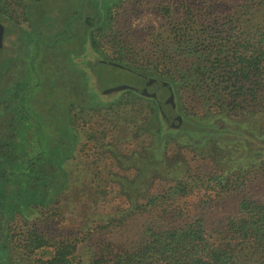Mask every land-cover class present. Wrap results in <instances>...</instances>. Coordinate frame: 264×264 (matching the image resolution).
<instances>
[{
  "label": "trees",
  "instance_id": "trees-1",
  "mask_svg": "<svg viewBox=\"0 0 264 264\" xmlns=\"http://www.w3.org/2000/svg\"><path fill=\"white\" fill-rule=\"evenodd\" d=\"M38 1L0 0V22L6 29L15 26L25 32L29 21L32 24L28 9ZM114 4L104 8L98 21L86 13L92 47L105 59L158 81L169 96L170 113L154 96L151 101L130 92L117 103L92 107L79 102L80 95L67 85L63 98L62 91L55 93V112L36 106L30 110L22 103L30 102V96H23L28 85L2 88L0 124L6 122L7 129L0 131V264H79L83 247L87 264H264V0H176L160 5L168 25L150 33L152 56L145 62L151 71L146 73L137 65L143 60L139 51L119 40L112 41L115 58L108 56L113 47L106 40L111 36L107 24ZM40 26L42 33L50 31ZM164 39L168 44L163 45ZM131 58L135 60L128 61ZM69 73L76 77L67 78L68 83H78L77 72ZM20 85L23 89L16 91ZM195 96L194 101L207 108L200 117L176 109ZM12 102L14 118L7 114ZM232 113L238 118L229 121ZM164 125L184 134L195 155L212 151L215 171L190 172L181 162L166 165V158L175 155L169 156L166 147L176 135ZM81 129L93 149L94 159L87 166L89 194L107 203L106 197L116 191L125 204L103 216L94 214L76 234L48 236L30 219L62 216L65 193L76 192L67 163ZM128 140L136 150L124 154ZM162 157L164 168L155 164ZM111 162L114 168L107 167ZM152 174L171 177V184L147 193L145 181ZM190 196L198 198L197 205L187 204ZM93 204L97 206L96 198ZM144 216L141 233L130 240L105 232Z\"/></svg>",
  "mask_w": 264,
  "mask_h": 264
},
{
  "label": "rangeland",
  "instance_id": "rangeland-1",
  "mask_svg": "<svg viewBox=\"0 0 264 264\" xmlns=\"http://www.w3.org/2000/svg\"><path fill=\"white\" fill-rule=\"evenodd\" d=\"M111 1L115 3V6L112 5L110 7L112 12L110 21L107 24L109 28L107 34L111 36L107 37L106 40L110 41L108 46L113 48L108 51V56L112 58L116 56L114 52L117 49L112 42L114 38L138 50L143 60H139L137 65L142 66L140 68H142L143 73L150 72L151 70L147 71L149 65L145 62V59L152 56L149 52L153 48V37L150 38V33L157 29L164 30L168 25V22L165 21L159 11V6L173 3L176 0H74L73 2L71 0H40L32 4L28 9V21L31 20L33 25L29 21V28H25V32L20 30L21 27L15 26H8L6 29V26L0 22L3 27L2 46L0 47V76L2 77L4 74L0 90L2 88L7 89V85L26 84L28 85L26 92L30 93L28 95L24 93L23 96L25 100H28L30 96V102L23 101L22 103L25 102L24 107L30 110L35 109L34 106L36 108L43 107L48 112H55L54 107H51L53 104L58 108V103L55 104V93L62 91L61 97L63 98V85H67L72 94L80 95L77 97L79 102L92 107L93 105L96 107L102 104L117 103L125 93L130 92L135 96L142 94L149 100L154 96L156 100L164 105V109L169 115V96L158 81L141 77L139 74L105 59L92 47L88 36L89 29H87L85 22L86 15L89 14L86 13L90 11L91 14H95L98 21L103 17L104 8L108 4L110 5ZM40 25L50 31L42 33L39 28L41 27ZM167 41L168 39H164L163 45L165 43L168 44ZM127 57L129 58V56ZM134 60L131 58L128 61L133 62ZM71 70L74 73L77 72L79 76H77L78 83L74 82L73 79L68 83L67 78L76 77V75L69 73ZM52 79H54L53 82ZM22 89L21 85L20 87L15 86L16 91H21ZM3 97L5 98L4 94ZM194 99L198 100L196 96L194 98L191 97L192 101L188 99L182 100L183 105L176 107V109H179L182 113L187 111L191 115L200 117L207 108L199 106ZM5 100H8V98H5ZM18 100L17 98L15 102ZM178 101L176 100L177 105ZM143 102L146 104L145 101ZM17 104L20 103L18 102ZM15 106L14 102L10 104V109L7 112L10 118H14L12 108ZM185 108L187 109L186 111ZM15 110L17 112L18 109ZM237 118L235 113L227 117L229 121H234ZM7 119L5 118L4 120L7 121ZM171 119L173 122L180 121L181 124L180 118L172 117ZM260 123L264 124V118ZM158 125L160 126V123ZM164 126L167 127H165V130L168 129L176 135L175 140L167 144L166 153L169 156L175 155L172 160L165 157L166 165L171 166V164L181 162L187 165L190 172H194L197 169L203 173L215 171L216 167L210 158V156L214 155L212 151L204 154V156L195 155L187 147L189 145L186 141L189 140L184 134L175 133L176 130L172 128L173 126L170 129L167 125ZM6 127V122H2L0 131L5 132ZM130 135L132 134L130 133ZM196 136V133H194L193 137L195 138ZM126 137H128V133ZM164 139V135L160 139L158 138L160 142H163ZM88 144L90 143L86 139V134L81 129L78 143L75 147L76 152L73 153L72 160L70 159L71 161L69 160L67 163L68 172L73 177V179L70 178V182L75 183L72 188L76 192L72 194L65 193L66 197L61 201L59 207L62 216H53L45 220L43 219L44 216L35 215L30 219L31 224L39 226L48 236L59 237L63 233L76 234L84 226L85 220L88 221L94 218V214L103 216L115 211L117 205L124 206L125 204L123 199L116 197V191H112L106 197L107 203L103 202L104 199L100 195L95 197L89 194L90 175L87 166L90 159L94 158L92 155L93 149ZM124 148H126L124 149V154H129L136 150L134 143H131L130 140L125 143ZM177 148L179 153H175ZM144 150L146 151V149ZM106 161L109 163L111 159ZM162 161L163 157L158 163H155L157 167L164 168L162 167L164 166ZM97 165L99 168L100 162ZM107 167H113L112 162ZM182 168L185 170V167ZM115 169L117 171L122 170L119 167ZM93 171H96L95 166ZM120 173H124V170ZM124 176L131 177L130 173H126ZM171 179V177L164 179L160 178L159 175L152 174L150 178L146 179L145 189H143L147 190V193L158 192L168 187L171 184ZM91 185L95 186L94 183ZM112 185L114 186L113 183ZM117 187L118 185L116 184L113 188L118 189ZM61 195L63 198V192ZM94 198L97 200V206L93 204ZM186 202L189 206L197 205L198 198L190 196L186 199ZM145 220V216L138 217L125 227L105 232H108V237L111 234L113 237L115 234L116 237H122L123 240L125 238L130 240L132 236L141 233L142 224H144ZM98 236L96 235L94 240L98 239ZM77 260L80 262L79 264H87L88 256L84 247L80 249Z\"/></svg>",
  "mask_w": 264,
  "mask_h": 264
},
{
  "label": "water",
  "instance_id": "water-1",
  "mask_svg": "<svg viewBox=\"0 0 264 264\" xmlns=\"http://www.w3.org/2000/svg\"><path fill=\"white\" fill-rule=\"evenodd\" d=\"M2 34H3V27L0 25V47L2 46Z\"/></svg>",
  "mask_w": 264,
  "mask_h": 264
}]
</instances>
